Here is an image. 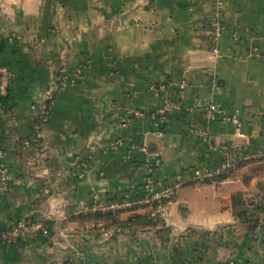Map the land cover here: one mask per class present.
I'll return each mask as SVG.
<instances>
[{"label": "crops", "instance_id": "1", "mask_svg": "<svg viewBox=\"0 0 264 264\" xmlns=\"http://www.w3.org/2000/svg\"><path fill=\"white\" fill-rule=\"evenodd\" d=\"M219 1L0 0V67L13 73L0 98V164L12 170L0 227L47 228L0 239V264H264V0ZM217 10L232 29L214 39ZM181 86L159 124L158 90ZM196 99L238 123L209 119ZM144 147L162 159L159 179L182 182L166 214L104 211L141 183Z\"/></svg>", "mask_w": 264, "mask_h": 264}, {"label": "built area", "instance_id": "2", "mask_svg": "<svg viewBox=\"0 0 264 264\" xmlns=\"http://www.w3.org/2000/svg\"><path fill=\"white\" fill-rule=\"evenodd\" d=\"M216 4L219 5L220 1L216 0ZM208 28L214 39L219 38L232 28L228 25L219 10L215 11L213 16L209 19ZM236 32V31H235ZM234 32V33H235ZM256 56H260V52H255ZM13 79L12 71L6 67H0V98L6 96L9 92L10 84ZM162 89V88H161ZM158 93H161L162 103L156 109L155 116L162 124L168 119L169 112L176 108L180 102V98L183 96V87L179 89L168 90L165 89ZM193 106L203 107L206 112V116L209 119H222L232 123H238L236 115H231L227 112L223 106L214 102H207L204 105L201 104L199 99L194 100ZM139 111H136L134 115H140ZM44 120H48V113L45 112L43 116ZM133 116L128 115L122 122L123 126H129L132 122ZM194 132L197 136L202 138H208L209 133L206 129L196 128ZM240 132V130L238 131ZM147 151L148 148H145ZM149 154H153L152 156ZM151 156V157H150ZM161 157L154 153L147 151L146 156L139 164H137L136 171L141 174V183L127 191L123 192L119 198L113 199L107 203L102 209L106 212H120L124 210L135 211L140 208H146L148 211L147 217L151 220L164 216L167 212L168 205L173 202L175 195L178 193L182 182L180 176L178 180H161L156 176V170L161 165ZM194 178L198 180H205L207 178H218L225 173L233 172V164L227 163L218 167L201 166L194 168ZM12 179V170L6 164H0V192L5 195L10 191V181ZM42 231L47 232V228L41 222H30L27 219L18 220L11 227L0 232V239L6 242H16L19 239L26 238L32 234Z\"/></svg>", "mask_w": 264, "mask_h": 264}, {"label": "trees", "instance_id": "3", "mask_svg": "<svg viewBox=\"0 0 264 264\" xmlns=\"http://www.w3.org/2000/svg\"><path fill=\"white\" fill-rule=\"evenodd\" d=\"M241 215H242V216L244 215V216H247V217H248V214L245 213V212L242 213ZM244 216H243V217H244ZM252 218H253V217H252ZM30 222H33V221H30ZM257 222H258L257 219H250V220L248 219L249 226H251V227H254V226L257 224ZM4 230H6V229H3V228L0 227V232H1V231H4ZM67 263H68V262H66L65 264H67Z\"/></svg>", "mask_w": 264, "mask_h": 264}]
</instances>
